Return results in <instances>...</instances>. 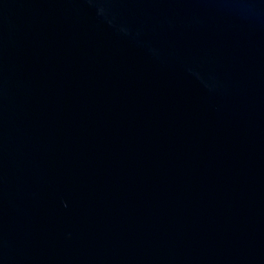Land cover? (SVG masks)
Instances as JSON below:
<instances>
[{
    "label": "water",
    "instance_id": "95a60500",
    "mask_svg": "<svg viewBox=\"0 0 264 264\" xmlns=\"http://www.w3.org/2000/svg\"><path fill=\"white\" fill-rule=\"evenodd\" d=\"M0 264H264V0H0Z\"/></svg>",
    "mask_w": 264,
    "mask_h": 264
}]
</instances>
